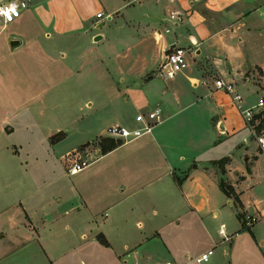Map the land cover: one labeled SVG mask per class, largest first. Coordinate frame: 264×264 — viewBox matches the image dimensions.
I'll list each match as a JSON object with an SVG mask.
<instances>
[{
  "label": "crops",
  "instance_id": "0c3cea01",
  "mask_svg": "<svg viewBox=\"0 0 264 264\" xmlns=\"http://www.w3.org/2000/svg\"><path fill=\"white\" fill-rule=\"evenodd\" d=\"M59 1L21 0L22 15L13 22L30 19L37 33L29 37L9 33L0 44L1 57L11 60L21 58L24 43L30 44L29 55L21 59L27 58L31 70L36 69V53L44 58L43 70H71L68 76L58 72L54 84L38 90L27 110L12 111L0 120V131L16 139L7 149L16 155L24 150L36 155L38 147L56 153L57 142L68 129L61 120L52 125L55 116L50 109L65 114V108L56 93L50 100L51 92L66 89L67 82L85 92V108L94 103L106 106L109 119L102 128L84 130L86 138L66 149L64 160L69 152L105 136L112 125L136 126L140 112L160 107L162 120L137 140L106 153L100 147L98 160L76 175L68 174L67 163L66 168L36 163L13 167L21 169L23 177L14 182L17 191L10 201L0 196V263L13 252L32 247L45 252L43 261L52 264L56 260L52 244L81 246L94 241L114 251L116 264L175 261L174 256L181 262L177 264H206L196 257L209 248L220 247L229 256L231 236L240 234L241 221L235 233L221 223L228 238L220 226L219 234L211 235V246L187 247L182 254L164 232L209 233L210 214L219 216L222 199L238 208L239 219L241 214L258 216L252 227L264 230V153L230 95L215 85L220 77L233 79L247 107L262 99L253 95L264 93V0H118L107 15L112 23L122 17L127 35L115 36V41L94 31L105 24L101 21L105 15L97 17L103 9L82 19L76 5L57 9ZM177 8L188 15L174 26L168 16ZM7 24L2 27L0 19V32ZM15 38L21 43L12 47L9 42ZM177 45L191 53L189 64L175 76L162 78L157 74L165 52ZM57 53L63 64L54 67ZM69 58L74 61L71 67L65 62ZM189 87L193 91L186 99ZM141 91L144 96L139 97ZM133 108L135 117L134 112L130 115ZM59 133L60 138L52 140ZM131 144L135 146L126 148ZM222 158H228L225 173L213 163ZM221 180L233 186L239 202L222 191ZM134 226L144 231L133 237ZM116 244L122 246L118 251Z\"/></svg>",
  "mask_w": 264,
  "mask_h": 264
},
{
  "label": "rangeland",
  "instance_id": "374dc122",
  "mask_svg": "<svg viewBox=\"0 0 264 264\" xmlns=\"http://www.w3.org/2000/svg\"><path fill=\"white\" fill-rule=\"evenodd\" d=\"M118 3H120L118 0H60L55 6L57 9H64V6L69 7L71 5H76V9H79L78 13L82 19H91L95 16L98 8L103 9V15H105V17L101 21L105 22V24L103 26H97L94 31H99L104 34V37L110 38L111 41H115V36L122 37L123 35H127L126 28L121 26L123 25V18L121 17L120 20H117V23H112V21L109 19V16L107 15V12L110 11V7H112L111 4ZM1 21L2 27H4L3 25H5V23L3 20ZM9 24H7L8 26L6 25L7 27L4 31L0 32V44H4L6 42L9 33H21V35L23 34V36L29 37L36 35L38 29V27L35 26L30 19L25 22L23 21L21 24L17 22H11ZM100 36H102V34H100ZM27 46H30V44L25 45L24 43V47H22L23 49L21 50L20 54L21 58L23 55H27L29 53V51H27ZM58 54L59 53L56 54L57 59H52L53 63L56 62L55 65L52 64L54 67H57L58 62H63L61 61V58L58 56ZM190 54L191 53L188 54L189 57ZM34 57L36 69L31 70L26 57L23 59L18 58L11 60L10 57L9 59H7L8 57L3 59V57L0 55V120L6 118V115L12 111L19 109L27 110L29 103L32 101L33 95H37L38 90H40L42 87H48L50 84H54L53 78L58 75V72L62 76H68L71 72V70H43L42 66L44 58H42V56L37 53L34 54ZM190 59H188V61ZM12 61L13 63H11ZM16 62L17 65H14ZM65 62L70 67L71 64L74 63L73 60L71 63L70 58ZM12 64L13 68H11ZM65 65L66 64H64V66ZM156 80L159 81L158 78H156ZM67 85L68 86L66 89L64 88L60 91L51 92L52 95L50 100H54L53 94L56 93L55 99L59 100L65 108H63L65 110V114L61 111V109H50V114L55 116V121H52V125H54L57 120H61V122L67 123L66 125L68 129L66 130L68 135L64 139L57 142L58 144L55 147L56 153H48L45 149L38 147L37 151L39 153L36 155L27 154V150H24L21 152V154L16 155L10 152V150L6 147L12 142H15V137L11 136V134L2 133L0 131V165H5L4 167H1L0 170V196L7 199L8 201L11 200V197L16 194L15 191H17L14 189V182L18 179H22L23 177L21 169L19 171L12 169L16 165L36 163L45 165L47 168H51L53 165H62L64 168H66L65 163L68 165L72 161L71 159L75 158V155L79 156L80 153H84L88 148L97 147L100 145L99 142L103 141L104 139H111L106 136H101L93 142L82 146L78 150H73V154L67 155L66 159L64 160V153L66 149L75 147L78 145V143L86 138L85 134H83L84 130L96 125L102 128V126L109 119L108 108L106 109V106H99L94 103L91 109L88 107L85 108V92L79 90V88L74 85V82H67ZM189 89L190 90L187 91V95L185 97L186 99L190 97V94L193 91L192 87H189ZM141 96H144L143 91L140 92L139 97ZM253 96L255 99H258V97L262 96V99H264V93ZM253 96L251 95L250 99L252 103H255L257 100H253ZM247 104L248 103H244V108L247 107ZM255 110L256 111L254 112L262 111L261 108H256ZM40 112L41 110L39 113ZM133 112L135 117L137 110L133 108L130 111V115ZM27 115L28 112L25 111L24 117ZM56 116L58 118H56ZM243 118L248 128L247 121L245 120L244 116ZM57 137L60 138L59 135H57ZM251 137L255 140V137L252 134ZM59 138L52 140H58ZM99 139H101V141H99ZM134 146V144H131L126 148H131ZM24 189L25 187L19 189V191L22 192ZM224 200L225 199H222L221 202H219V207H222L219 216H214L213 213L210 214L209 233L202 231L200 234H193L189 233L187 229L178 230V232H176V230L168 229L164 232L165 238L171 244L175 245L177 251L181 253L182 251H185L184 249H187V247L188 249L190 248L195 250L194 248H208L211 246L213 243L211 240V235L214 234L216 236L219 234L221 223L228 225L227 230L230 231L232 229L233 233H235V231L238 230L242 224V228H240L238 231L240 234L237 236H235L236 234H233L231 236L232 239H234V242L231 248L230 245H228L230 248L229 256H225L223 249L220 247L216 249L214 248L216 251L214 250L211 260L206 264H264V244L262 245L260 243L261 237L264 240V230L262 227H259L260 225L257 226V228L255 227V229L252 227L258 222L259 217L255 214L248 213L241 214L239 219L237 212L238 208L234 204H224ZM248 218L250 223H248ZM240 221L241 224L239 225L238 223H240ZM134 228L136 230L132 233L133 237L137 236L135 235L137 232L141 233L144 231L143 229H138L136 226H134ZM246 228H249L252 231ZM253 234L256 236L257 240H255ZM218 236L220 237V235ZM195 240H199L200 242L193 245ZM51 246L52 250L50 252L56 255V260L52 264H116V259L113 256L114 251L111 249H106L100 244H96L94 241H89L85 245L81 246H73L71 243L65 247L59 244H52ZM121 247L122 246L119 244H116L117 251L120 250ZM158 248L160 247L158 246ZM160 252H165V250L161 249ZM44 253L45 252L33 249L32 247L31 249L25 251L18 250L7 256L6 259H3L0 264H51L50 261H43ZM174 257L177 263H181L180 260L176 258V256ZM171 258H173L172 252ZM189 264L197 263L190 262Z\"/></svg>",
  "mask_w": 264,
  "mask_h": 264
},
{
  "label": "built area",
  "instance_id": "2783aa9c",
  "mask_svg": "<svg viewBox=\"0 0 264 264\" xmlns=\"http://www.w3.org/2000/svg\"><path fill=\"white\" fill-rule=\"evenodd\" d=\"M21 15V0H0V19L3 20L5 24L15 21L16 19L20 18ZM187 15L188 14L185 9L177 8L170 12L168 20L172 25L179 26L187 19ZM97 17L102 18L103 13L99 12ZM165 32H171V28H166ZM187 56L188 50L183 46L177 45L175 47L169 48L166 50L165 56L159 66L158 74L165 79L175 76L178 72L187 68L189 64ZM215 85L218 89L223 90L230 95L233 104L245 117L250 133L255 137L259 148L261 149L262 153H264V129L258 131L257 127L259 120L255 118V115L259 112H254L256 111V108H261L264 110V99H261L253 106L244 108L243 95L238 89L237 83L233 79L227 80L223 77H220L216 79ZM162 113V108L160 107L150 109L146 113L140 112L135 117V121L137 122L136 126L127 127L122 125H112L107 129L105 136L120 142L121 144H126L128 142L137 140L147 134L152 133L154 127L162 120ZM99 141H101V139H99ZM99 148L100 145L95 148H88L84 153H80L79 156L75 155V158L71 159L72 161L67 165L68 174H79L91 166L99 158ZM69 154H73V151L69 152L68 155ZM248 223H250L249 218ZM224 226V224L221 226L220 232L225 238H228L225 234ZM213 254L214 248H210L197 256L196 260L199 263H208L211 260ZM153 264H177V262L172 259H159Z\"/></svg>",
  "mask_w": 264,
  "mask_h": 264
},
{
  "label": "trees",
  "instance_id": "16d2710c",
  "mask_svg": "<svg viewBox=\"0 0 264 264\" xmlns=\"http://www.w3.org/2000/svg\"><path fill=\"white\" fill-rule=\"evenodd\" d=\"M255 118L258 119V120L260 118L259 124H258V127H257L258 131L264 129V110H262L261 112H259L258 114H256L255 115ZM61 134L60 133L59 134H56L55 136H53L52 139L59 138V137H57V135L60 136ZM119 145H121V143L120 142H117V141H115L113 139H104L103 141L100 142V147L102 148V150H103L104 153H106V152H108V151L116 148ZM227 160H228V158H222L220 160H215L213 163L219 165L220 168H221V170H222V172L225 173V164L227 163ZM220 188L222 189V191L226 195H228L229 197H234L236 199V201H238V199L236 197V194H234V188H233L232 185L227 184L225 181L221 180L220 181ZM246 229H248V230L251 231V229H249V228H246ZM99 240H100V242L102 244H104L106 246H109V243L106 240V238L104 237V235H99Z\"/></svg>",
  "mask_w": 264,
  "mask_h": 264
},
{
  "label": "water",
  "instance_id": "95a60500",
  "mask_svg": "<svg viewBox=\"0 0 264 264\" xmlns=\"http://www.w3.org/2000/svg\"><path fill=\"white\" fill-rule=\"evenodd\" d=\"M103 24L104 23H101L100 26ZM9 43H10V46L15 47V46H18L21 43V41L19 39H11Z\"/></svg>",
  "mask_w": 264,
  "mask_h": 264
}]
</instances>
